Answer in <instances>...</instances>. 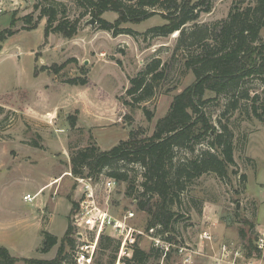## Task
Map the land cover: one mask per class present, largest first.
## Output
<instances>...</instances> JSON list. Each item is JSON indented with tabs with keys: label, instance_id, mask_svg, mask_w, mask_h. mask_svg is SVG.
Here are the masks:
<instances>
[{
	"label": "rangeland",
	"instance_id": "obj_1",
	"mask_svg": "<svg viewBox=\"0 0 264 264\" xmlns=\"http://www.w3.org/2000/svg\"><path fill=\"white\" fill-rule=\"evenodd\" d=\"M40 1L41 6L52 1L62 3L64 7L56 8L57 18L63 11L70 19L83 12L73 0ZM137 1L129 0L135 4ZM232 1L213 0L210 11L201 12L185 27L225 18ZM35 4L36 0H6L0 14V31L9 28L15 32L0 40V245L18 258L14 264H25L23 258L51 259L70 223L74 246L65 244L70 261L63 264H75L79 248L90 243L95 247L89 264H109L111 249H103L100 239L110 236L120 242V238L110 226L99 232L98 225L80 219V203L85 195L76 177L91 179L96 206L113 217L132 210L135 215L130 221L144 230L147 214L127 194L128 182L116 181L105 173L87 174L86 169L82 175H75L70 157L91 144L109 149L127 139L132 129L140 128L141 137L151 135L173 97L193 82L194 75L183 65L186 51L175 49L179 31L167 36L148 31L166 23L159 6L153 7L155 13L146 19L122 22L116 27L118 31L133 30L134 35L127 31L114 35L99 29L97 23L90 25L92 17L87 13L80 17L77 34L67 38L53 32L45 37L47 17H39L40 8L35 9ZM27 17L31 18L30 24L25 22ZM102 17L114 23L119 14L105 11ZM34 24L35 28L28 29ZM260 37L264 41V28ZM195 49L193 45L190 50ZM157 57L167 69L165 77L155 96L131 108L125 102L130 100L126 95L129 78ZM70 79L86 82L71 84ZM252 87L256 92L264 88L258 82ZM223 103L224 99L218 98L206 103L205 109L216 129L226 123L232 130L236 165L229 169L228 178L209 172L187 186V195L177 209L175 233L163 234L172 240L156 235L155 227L156 238L188 250L180 253L171 247L164 256L148 235L137 237L136 244L150 253L145 264H215L222 245L240 248L247 257L261 258L255 242L264 228V121L243 111L222 116ZM142 107L152 113L151 120H147ZM207 140L196 148L206 147ZM134 167L137 174L130 170L129 175L137 184L140 167ZM109 180L113 181L110 185ZM26 194L34 198L25 200ZM240 230H244L245 237ZM44 231L58 238L48 252L41 251ZM204 233L211 235V242L203 237ZM187 255L191 256L190 262L184 261ZM118 256L119 248L113 264ZM129 256L123 255L121 262L125 264Z\"/></svg>",
	"mask_w": 264,
	"mask_h": 264
},
{
	"label": "trees",
	"instance_id": "obj_2",
	"mask_svg": "<svg viewBox=\"0 0 264 264\" xmlns=\"http://www.w3.org/2000/svg\"><path fill=\"white\" fill-rule=\"evenodd\" d=\"M83 12L70 19L66 12L57 18L58 6L64 5L52 1L40 5L36 0L35 9L40 8L41 16L47 17L45 37L49 33H58L63 37H74L79 29L80 17L90 14L95 18L99 29L112 31L114 35L133 30H116L122 22L140 21L151 16L153 7L159 6L164 12L166 23L149 28L155 35L167 36L179 31L176 50L184 51V67L191 70L194 80L180 93L173 97L168 112L160 117L154 132L149 136H139L143 131L132 129L129 137L120 140L109 149H100L95 144L78 150L70 157L71 172L82 175L105 173L116 181L128 182L127 194L137 201V208L147 214V229L156 227V235L162 239L165 232L175 233L177 209L187 195V186L201 175L215 173L219 178L229 176V169L236 165L234 159L233 132L226 123L216 129L205 104L223 98L222 116L233 111H243L248 116L264 121V88L254 91L253 82L264 86V41L260 31L264 28V0H233L225 18L209 24L194 23L191 28L185 24L194 21L201 12L210 11L213 0H73ZM150 7V8H149ZM105 11L119 14L116 22L111 23L102 17ZM27 24L31 18L27 17ZM14 24V20H11ZM36 24L28 29L35 28ZM15 32L6 28L0 31V40ZM195 45V50H190ZM182 49V50H183ZM187 49V50H186ZM119 63V61H118ZM62 66H58L60 69ZM166 67L160 58H153L134 76L129 78L125 102L131 107H140L141 102L152 98L157 92L160 81L166 75ZM58 73V70H55ZM86 80L70 79L71 84H85ZM213 94V96H208ZM147 120L152 113L142 107ZM74 125V121H71ZM206 147L196 148L203 140ZM140 167V182L130 178L129 171ZM245 179L246 176L242 175ZM188 198V197H187ZM75 204H72V209ZM253 226V224H251ZM72 226L67 224L64 238L60 242L56 256L46 258H23L25 264H63L69 262L65 244L74 246L70 238ZM245 237L244 230H240ZM252 245L253 240H248ZM58 238L44 231L42 252H48ZM100 244L103 249H111L113 264L120 242L110 236H102ZM150 253L133 246L132 255L125 258V264H145ZM69 260V261H68ZM18 258L12 256L8 249L0 245V264H14Z\"/></svg>",
	"mask_w": 264,
	"mask_h": 264
},
{
	"label": "built area",
	"instance_id": "obj_3",
	"mask_svg": "<svg viewBox=\"0 0 264 264\" xmlns=\"http://www.w3.org/2000/svg\"><path fill=\"white\" fill-rule=\"evenodd\" d=\"M6 7V0H0V14L5 10ZM76 180L82 184L83 192L85 195V199L83 200L82 204L80 203L79 208V215L82 221L90 222L92 225H98L99 232L105 226H110L114 229L117 233L118 237L120 238V247H119V256L116 261V264H124L121 262V257L123 255L129 256L130 253L132 254L133 246L137 243V237L140 235L147 236L154 241V245L159 246L164 251V256L168 254L171 247H176L180 253L183 251L188 250L185 247L176 246L170 241H163L159 238L154 236V229L149 228L141 230L135 227L132 222L130 221L132 217H134L135 212L132 210L127 211L122 217L116 218L110 215L107 210H104L95 204V196H94V189L92 187L91 179H84L80 177H76ZM113 181L109 180L108 185H110ZM30 194H26L24 196L25 200H32ZM158 237V236H157ZM204 238L210 240L211 242L212 237L209 233H204ZM95 244H86L84 247H80L79 251L76 253L75 264H89L93 255ZM255 247L258 250L261 258L255 257H247L242 253V251L236 248H228L225 245L221 246L222 254L220 257L215 258L216 262H223L225 264H263L264 263V228L260 232L258 236ZM197 253V251H194ZM131 256V255H130ZM129 256V257H130ZM191 256L187 255L184 259L185 262H190ZM219 260V261H218Z\"/></svg>",
	"mask_w": 264,
	"mask_h": 264
},
{
	"label": "water",
	"instance_id": "obj_4",
	"mask_svg": "<svg viewBox=\"0 0 264 264\" xmlns=\"http://www.w3.org/2000/svg\"><path fill=\"white\" fill-rule=\"evenodd\" d=\"M88 23L90 24V25H94L95 23H96V20H95V18H90L89 20H88Z\"/></svg>",
	"mask_w": 264,
	"mask_h": 264
}]
</instances>
